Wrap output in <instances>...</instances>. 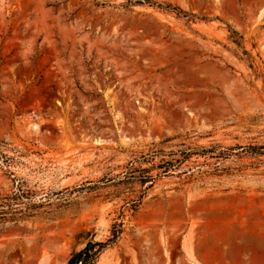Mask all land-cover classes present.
Instances as JSON below:
<instances>
[{"label": "rangeland", "instance_id": "rangeland-1", "mask_svg": "<svg viewBox=\"0 0 264 264\" xmlns=\"http://www.w3.org/2000/svg\"><path fill=\"white\" fill-rule=\"evenodd\" d=\"M134 1L0 0V264H264V0Z\"/></svg>", "mask_w": 264, "mask_h": 264}, {"label": "trees", "instance_id": "trees-1", "mask_svg": "<svg viewBox=\"0 0 264 264\" xmlns=\"http://www.w3.org/2000/svg\"><path fill=\"white\" fill-rule=\"evenodd\" d=\"M144 2H145V0H144ZM128 3L130 4L131 2H128ZM133 3L140 5L141 1L136 0ZM165 8L170 9L172 11H175L177 16H181L183 18L187 17L185 14L178 12L174 8L171 9L168 6H166ZM230 38H231L232 42L235 44V46L242 50V55L247 57L248 56L247 52L244 51L243 48L241 47V42H240L241 38L240 37L237 38V35L234 32H231ZM233 150H240L241 152L248 151L252 155L264 156V146H260V147H254V146L239 147V146H237L234 148H222V147L217 146V147H212L208 150H201L200 154L201 155H212V154H214L215 158L225 159L227 157L228 153L233 151ZM155 154H156V152L153 153V155H155ZM192 154H193L192 152L182 153V155H183L182 160H173V161L172 160H170V161L161 160L156 168L157 169H163L162 174L166 173L171 168H173L175 166H179L184 159H187ZM149 172H150V170H147V169L132 170V171L126 173L124 177L128 181H132V180L138 181L141 185H144L146 182H150V185H151L153 178L148 175ZM134 174H138V175L134 176ZM13 181H15V179H13ZM82 188H83V186L80 187L79 190H81ZM18 192H20V190H18ZM19 197H23V193L19 194L18 196L14 195L11 197L0 196V223H5L7 221H17L16 215L20 214L21 212L16 210V209H12L9 202L16 201L19 199ZM142 197H143V194L141 196H139L137 200L129 202L130 208L132 209V211H135V209L138 207ZM120 229H121V223L114 224L112 226V230H111V238H109L105 243L88 242L83 249H81L80 251H78L76 253H73L66 264H92L95 261V259L97 258V255L105 247L112 245L116 241L118 235L121 232Z\"/></svg>", "mask_w": 264, "mask_h": 264}]
</instances>
